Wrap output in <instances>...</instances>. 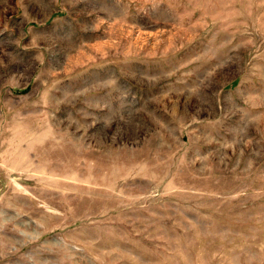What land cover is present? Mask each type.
Segmentation results:
<instances>
[{
	"label": "rangeland",
	"instance_id": "rangeland-1",
	"mask_svg": "<svg viewBox=\"0 0 264 264\" xmlns=\"http://www.w3.org/2000/svg\"><path fill=\"white\" fill-rule=\"evenodd\" d=\"M0 264H264V0H0Z\"/></svg>",
	"mask_w": 264,
	"mask_h": 264
}]
</instances>
